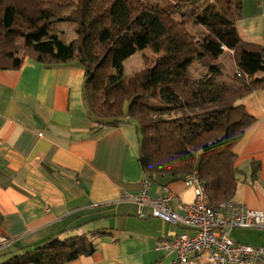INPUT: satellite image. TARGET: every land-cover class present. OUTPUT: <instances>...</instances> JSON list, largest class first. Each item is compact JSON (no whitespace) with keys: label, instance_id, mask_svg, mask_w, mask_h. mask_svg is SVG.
<instances>
[{"label":"trees","instance_id":"obj_1","mask_svg":"<svg viewBox=\"0 0 264 264\" xmlns=\"http://www.w3.org/2000/svg\"><path fill=\"white\" fill-rule=\"evenodd\" d=\"M167 3V4H165ZM242 0H0V71H19L27 60L47 68L83 70L82 98L93 124L131 123L137 161L151 183L196 174L208 202L233 201L242 171L235 146L253 123L239 102L264 89V48L237 35ZM201 28L189 33L190 24ZM74 24L67 42L50 29ZM142 68L123 66L139 52ZM231 52L234 72L220 63ZM197 64L204 72L194 76ZM252 163L250 178L256 179ZM159 178V179H158ZM100 231L48 239L20 248L0 264H64L95 252Z\"/></svg>","mask_w":264,"mask_h":264},{"label":"crops","instance_id":"obj_2","mask_svg":"<svg viewBox=\"0 0 264 264\" xmlns=\"http://www.w3.org/2000/svg\"><path fill=\"white\" fill-rule=\"evenodd\" d=\"M236 31L243 43L264 48V0H242ZM82 82L83 70L75 65L47 68L27 60L19 71H0V235L14 240L0 256L100 231L106 234L92 238L91 256L64 264H170L174 255L159 250L158 241L182 229L151 217L139 220L137 205L119 200L136 195L144 179L135 126L125 123L93 135ZM239 103L253 123L234 148L242 176L233 201L264 213V89ZM252 163L258 164L255 180ZM159 182L151 183L150 197L168 188L176 203H192L193 189L183 181ZM144 212L150 215L149 208ZM250 230L233 229L229 236L264 247V229ZM196 264L210 263L202 256Z\"/></svg>","mask_w":264,"mask_h":264},{"label":"built area","instance_id":"obj_3","mask_svg":"<svg viewBox=\"0 0 264 264\" xmlns=\"http://www.w3.org/2000/svg\"><path fill=\"white\" fill-rule=\"evenodd\" d=\"M183 183L193 189V201L187 205L176 203L168 188L150 197L151 182L147 178L141 181L136 195L123 194L119 198L137 205L139 220L151 217L182 229L179 234L168 232L158 241L159 250L174 255L170 264H196L202 256L210 264H264V247L236 243L229 236L233 229H264V213L234 201L210 205L196 174L185 177ZM145 208L150 209V215ZM13 243L0 235V252Z\"/></svg>","mask_w":264,"mask_h":264},{"label":"rangeland","instance_id":"obj_4","mask_svg":"<svg viewBox=\"0 0 264 264\" xmlns=\"http://www.w3.org/2000/svg\"><path fill=\"white\" fill-rule=\"evenodd\" d=\"M165 1H170V0H163V2ZM74 27H75L74 24H62V25H59V26H56L50 29L49 32L50 33L58 32L59 35L62 36L63 39H65L67 42H70L72 39L75 38ZM198 29H200V27L193 23L190 24L188 27L189 33L193 36L199 35L197 33ZM143 55L152 58L148 50L137 53L136 55H134L133 57H131L128 61L124 63L123 70H124L125 76L130 75L132 72L138 71L142 68ZM219 61L221 64H223L227 68V73L231 74L234 72V63H233L232 54L230 52L225 51ZM204 71H205L204 68H202L201 66L197 64H195L192 68V72L194 76H198L200 73ZM250 231H255V230H250ZM243 232L244 230H235V233L237 234H240V233L243 234ZM81 235H82V232H78L77 236H81ZM6 258L7 257L4 256V259H3V257L1 258L0 256V263Z\"/></svg>","mask_w":264,"mask_h":264}]
</instances>
